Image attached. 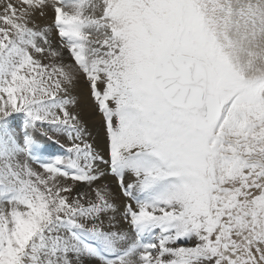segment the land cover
Here are the masks:
<instances>
[{"label":"snow or ice","instance_id":"obj_1","mask_svg":"<svg viewBox=\"0 0 264 264\" xmlns=\"http://www.w3.org/2000/svg\"><path fill=\"white\" fill-rule=\"evenodd\" d=\"M0 264H264V0H0Z\"/></svg>","mask_w":264,"mask_h":264},{"label":"bare ground","instance_id":"obj_2","mask_svg":"<svg viewBox=\"0 0 264 264\" xmlns=\"http://www.w3.org/2000/svg\"><path fill=\"white\" fill-rule=\"evenodd\" d=\"M76 95L80 97L79 107L76 110L81 112L85 120V127L88 133L86 139L88 140V142L92 143L93 146L96 147L98 151H101V154H103V148L105 144L103 128L100 126L98 120L92 117L91 109L89 107V102L84 97L81 86L77 87ZM60 140H62L64 144L67 145L66 137H61ZM101 183L108 184L109 187H111L112 190L116 192L115 183L110 178L102 180ZM121 200L122 197H120L117 192L115 202L118 207L121 205Z\"/></svg>","mask_w":264,"mask_h":264},{"label":"rangeland","instance_id":"obj_3","mask_svg":"<svg viewBox=\"0 0 264 264\" xmlns=\"http://www.w3.org/2000/svg\"><path fill=\"white\" fill-rule=\"evenodd\" d=\"M39 23L41 25H46L47 23H50V20H40ZM43 143H44L46 152L49 154L58 155L64 152V149L60 148L59 144H53L52 142L46 141V140L43 141ZM60 144H64V142L60 140ZM65 146H68V145H65Z\"/></svg>","mask_w":264,"mask_h":264}]
</instances>
